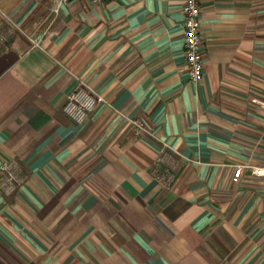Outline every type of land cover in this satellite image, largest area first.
Returning <instances> with one entry per match:
<instances>
[{"label":"crops","instance_id":"obj_1","mask_svg":"<svg viewBox=\"0 0 264 264\" xmlns=\"http://www.w3.org/2000/svg\"><path fill=\"white\" fill-rule=\"evenodd\" d=\"M184 6L0 0V264H264V0H200L198 83Z\"/></svg>","mask_w":264,"mask_h":264},{"label":"built area","instance_id":"obj_2","mask_svg":"<svg viewBox=\"0 0 264 264\" xmlns=\"http://www.w3.org/2000/svg\"><path fill=\"white\" fill-rule=\"evenodd\" d=\"M74 0H53V11L58 13L61 7ZM102 3L104 0H93ZM185 53L190 77L193 82H200L204 78V52L205 45L202 35V8L200 0H185ZM104 101L102 95L93 88L81 84L68 97L64 106L65 113L76 123L82 125L88 121L92 112ZM135 135L148 131L145 123L139 119L132 120ZM246 167L238 166L233 180L238 182L243 176ZM252 173L264 176V167H255ZM18 178L13 164L6 165L0 171V188L10 194L17 190Z\"/></svg>","mask_w":264,"mask_h":264}]
</instances>
